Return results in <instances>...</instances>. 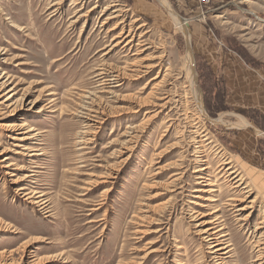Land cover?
Instances as JSON below:
<instances>
[{
	"label": "rangeland",
	"instance_id": "374dc122",
	"mask_svg": "<svg viewBox=\"0 0 264 264\" xmlns=\"http://www.w3.org/2000/svg\"><path fill=\"white\" fill-rule=\"evenodd\" d=\"M75 1L0 0V264H214L196 226L216 210L231 235L227 261L254 264L250 243L264 242V229L251 238L264 219V173L252 158L256 133L241 127L252 113L227 106L224 79L199 55L219 40L264 67V0ZM115 9L132 47H124L129 38L110 46L123 27L110 31ZM171 11L187 21L190 40ZM101 73L111 82L100 86ZM29 128L37 140L19 141ZM29 146L44 155L26 156ZM204 167L215 186L197 185L194 172ZM35 172L50 216L16 194ZM231 172L242 187L232 189Z\"/></svg>",
	"mask_w": 264,
	"mask_h": 264
},
{
	"label": "bare ground",
	"instance_id": "6f19581e",
	"mask_svg": "<svg viewBox=\"0 0 264 264\" xmlns=\"http://www.w3.org/2000/svg\"><path fill=\"white\" fill-rule=\"evenodd\" d=\"M78 1L76 0L75 1V4L78 5L77 3ZM162 3H164V0H162ZM59 4V2H58ZM61 4V3H60ZM115 6L112 5L110 7H107L106 10H109L110 11V8H114ZM117 7V6H116ZM95 8H93L92 10L90 11H93ZM58 10V9H56ZM89 11V12H90ZM121 10L120 9H115L112 14L106 19L107 21H114L117 19V24L114 26L113 29H111L110 31H117L118 28H121V26L124 25V21H120L118 20L121 16ZM171 15L173 16V18L175 19L179 29H181L185 35L187 36V38H189V32L187 30V21H182L180 20L177 15L175 13H173V11H171ZM123 16H124V13H123ZM81 18V16H80ZM109 23V22H108ZM104 24H107V22H104ZM104 28V27H103ZM139 29V28H138ZM130 30V29H129ZM113 33V32H112ZM108 34V33H107ZM131 34L133 35L132 31H126L125 30V27L123 26L120 33L115 36V38L112 39V43H115V44H112L111 43V47L112 49L114 50L115 48H118L120 45H122L124 43V41L126 39L129 38V40L127 41V43L125 44L124 47H132V44L135 42L134 40V37L131 36ZM119 40V41H117ZM190 40V38L188 39ZM142 46H139V47H144L145 45L143 44H140ZM137 46V45H136ZM109 47V45L107 46ZM117 50V49H115ZM123 50V49H122ZM107 51V50H106ZM111 51V50H110ZM109 53V52H108ZM188 57H189V61L191 62L192 59H193V51L191 50V48L189 47L188 49ZM149 60V59H148ZM139 61V60H138ZM146 61V60H145ZM142 62V61H141ZM154 62V61H153ZM144 63V62H143ZM104 64V63H103ZM102 64V66L104 67V65ZM130 65V64H129ZM192 66V64H191ZM132 67V66H131ZM156 66H153V65H150V66H146L144 67L146 70H151L152 68H155ZM193 67V66H192ZM105 69V68H104ZM103 69V70H104ZM138 71V70H137ZM145 71V70H144ZM186 71H187V76H188V80H189V83H190V86L192 88V91H193V94L195 95V98L198 102V105H199V108L201 110V112L204 113V109H203V104H202V100H201V95H200V92L199 90L196 89L197 87V80H196V77L195 75L193 76L192 75V72H191V68H189V66H186ZM193 71V70H192ZM105 72V71H104ZM141 72V71H140ZM112 73V72H111ZM114 73V72H113ZM146 73V72H145ZM110 74V73H109ZM103 75H105L103 77ZM100 80L104 79V82L102 83L101 81L100 82V86H104L105 84L104 83H107V81H110L111 82V79H107L106 77H108V75L106 73H101L100 75ZM103 77V78H102ZM110 77V75H109ZM112 77V76H111ZM110 77V78H111ZM118 77V76H117ZM141 77V76H140ZM160 78L159 76L154 78V80ZM118 80V78H117ZM114 82V81H113ZM115 85V84H114ZM149 85V84H147ZM119 86V85H118ZM104 88V87H103ZM102 88V89H103ZM144 89L146 90V87H144ZM154 90V89H152ZM12 96H10L9 98H7V100L9 101V99H11ZM166 99V98H165ZM162 100V99H161ZM169 103V102H168ZM1 105V103H0ZM161 107V106H160ZM159 114V113H158ZM207 117L208 120H211V121H214L212 119H210L207 115H205ZM216 122H218L217 120H215ZM214 121V122H215ZM169 123V122H168ZM243 125V126H241ZM239 126L241 127H247L249 126V124L245 121H243V124H241ZM8 127H11L10 129H14V126H8ZM35 129L34 128H29L27 131H25L22 135H23V138L19 139V141H28V140H37L35 139L37 134L36 135H32V131H34ZM36 144V143H35ZM34 145V144H33ZM25 151L29 152L30 154H27L26 156L28 157H40V156H43L44 155V150L40 149L38 146H29L28 148H24ZM4 153H0V156H2ZM201 158V157H200ZM37 159V158H36ZM6 159H4L2 161V163L4 161H6ZM202 163L206 162L205 160H202L201 161ZM207 163V162H206ZM229 163V162H228ZM226 166V165H225ZM7 167H10L7 166ZM221 168V167H220ZM225 168V167H224ZM232 168H228L227 170H231ZM207 170H209V168L207 167H204L200 170H196L194 173L197 174V177L196 179L200 180L197 185H202V187H210V186H213L215 183V180L213 181L212 178H206L204 176L203 173H205V171L207 172ZM219 173L218 174H221L223 172V170L221 171H218ZM36 173H40V172H35V173H32V174H27L23 179L22 181H27L28 182V185H23L21 187H18L17 190H16V194L17 195H21L22 197H25L26 200L34 205L35 207H37L38 211L41 212L42 214H47L49 215V213H51L52 211V207H51V204H50V199H49V196L48 194L46 193L45 190H43L40 186H37L38 185V180H39V176L36 175ZM226 173V172H225ZM229 173V172H228ZM236 172H231V174L229 175H226V178H230L228 181L229 182H232L235 180V183L234 184H237L235 186L232 187V189H238L239 186L242 187V179L238 178V176H232V175H235ZM13 174V175H12ZM11 177L14 176V173H11ZM206 175V173H205ZM158 176V175H157ZM177 176H180L179 173H176L174 174L172 177H177ZM37 177V178H36ZM39 177V178H38ZM225 178V177H224ZM174 181H177V180H174ZM19 181H14L13 183H18ZM29 183L32 184L33 186H29ZM88 185V184H87ZM231 185V184H230ZM91 186V184H90ZM215 186V185H214ZM218 187V186H217ZM221 189V187H218ZM231 189V187H230ZM245 189H248V187H243L242 190H245ZM91 190V189H90ZM207 190L206 189H196L195 190V193H206ZM213 192L215 194H220L222 192V190H218V189H213ZM250 192V191H249ZM248 194V191L245 192ZM214 196V195H213ZM249 195H247L245 198H248ZM82 197V196H81ZM196 198H201L200 195H197ZM212 198V197H211ZM218 198V197H217ZM217 198L215 199H210V198H206V201L208 202H217ZM245 198H231L229 199V201H232V202H240V201H245ZM256 200H253L251 203H254ZM195 203V202H194ZM195 205L197 206H201L202 208H207L208 205H205V204H200V203H195ZM229 206H231L232 204H227ZM102 206V205H101ZM234 207H238L237 205H235ZM248 209L251 208V206L247 207ZM246 208H240L238 210L235 211L236 214H234L233 218H236L240 215V212L244 213L243 211H245ZM94 211V209L92 210ZM219 212V210H216L214 211L213 213L211 214H204L205 216H202V213L201 214H198L197 217L193 218V220H196L200 215L202 216V219L203 217H210V216H213L215 215V219L214 220H209V221H205V222H202L200 224H198L196 226L197 229H200V231L198 233H200V235L204 236L203 238V242L206 243V245L208 246V249L210 250V254H212V260L214 262V264H230V262L227 261V259L231 258L230 254L232 253V246L229 242L230 239H226L228 238V236H231L227 231H226V226L223 224V220L221 217H218L217 216V213ZM215 213V214H214ZM50 216V215H49ZM247 217H250V215H248ZM263 217H264V214H263ZM249 220V219H248ZM247 219H244V218H240V221H243V222H247L248 221ZM236 221V220H235ZM238 221V220H237ZM206 227V229H205ZM242 227V226H241ZM261 229H264V219H262L256 226V229L255 231H253L251 233V238H255V235L256 233H258ZM39 240V239H38ZM251 247H253V252L252 253H256L257 254V258L254 260V264H264V242H262V240H259V241H251L250 243ZM251 249V250H252ZM258 250V251H257ZM230 255V256H229ZM12 256V255H11ZM4 261V260H3ZM212 262V263H213Z\"/></svg>",
	"mask_w": 264,
	"mask_h": 264
},
{
	"label": "crops",
	"instance_id": "0c3cea01",
	"mask_svg": "<svg viewBox=\"0 0 264 264\" xmlns=\"http://www.w3.org/2000/svg\"><path fill=\"white\" fill-rule=\"evenodd\" d=\"M194 30L198 32L199 29L196 27ZM205 40L207 41L206 38L202 39L203 42ZM207 42L208 50L205 51L203 48V54L199 56L211 66L213 73H220L224 79L223 83L224 81L226 83L224 99L227 106L234 110L252 113L251 118L246 114L241 118L256 133L253 136L256 140L254 147H252V158L257 164L256 170L263 176L264 151L261 150V145H264V67L254 66L248 59H245L243 54L223 41L218 40V44L212 40ZM210 46H212V50ZM244 50L251 55L249 49L244 47Z\"/></svg>",
	"mask_w": 264,
	"mask_h": 264
},
{
	"label": "built area",
	"instance_id": "2783aa9c",
	"mask_svg": "<svg viewBox=\"0 0 264 264\" xmlns=\"http://www.w3.org/2000/svg\"><path fill=\"white\" fill-rule=\"evenodd\" d=\"M199 2L200 5L208 7L210 5H212V3L214 2V0H197Z\"/></svg>",
	"mask_w": 264,
	"mask_h": 264
}]
</instances>
